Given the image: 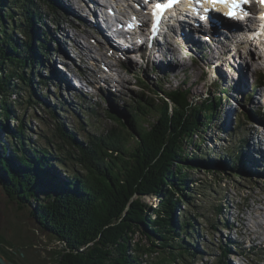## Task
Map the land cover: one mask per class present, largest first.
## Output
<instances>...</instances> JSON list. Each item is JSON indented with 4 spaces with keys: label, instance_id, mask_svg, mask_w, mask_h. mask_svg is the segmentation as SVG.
<instances>
[{
    "label": "trees",
    "instance_id": "trees-1",
    "mask_svg": "<svg viewBox=\"0 0 264 264\" xmlns=\"http://www.w3.org/2000/svg\"><path fill=\"white\" fill-rule=\"evenodd\" d=\"M49 8L57 12L62 7L55 0H0V135L8 140L0 138V185L18 210L29 208L40 230L62 244L58 264H144V257L153 253L162 255L156 264L193 261L196 252L185 241L192 239L198 216L193 170L200 164L226 170L204 149L197 153L201 144L196 145L195 137H202L222 104L234 97L220 83L214 96L200 103L192 100L190 88L157 85L152 90L155 96L141 93L138 104L131 102L130 112L107 110L113 124L99 136L89 133L86 144L59 118L64 110L55 107L48 124L55 140L32 143L28 133L33 130L16 105H23L20 100H26L29 89L42 105L37 88L50 95L53 83L40 70L50 75L60 72L56 64L53 70L47 68L43 59L54 53L48 43L57 42L49 31L53 23ZM139 82L143 90H151ZM27 103L26 109L37 110L30 99ZM154 116L157 121L151 123ZM244 118L260 121L251 110ZM241 120L239 114L236 121ZM189 145L197 148L190 150ZM232 157L241 163L242 158L233 153ZM60 167L72 176L59 179ZM145 198L159 203L151 206ZM182 202L188 211L181 209ZM177 213L185 214L183 237ZM138 234L151 246L137 241ZM0 242L5 243L3 237ZM230 252L229 247L223 249L222 264Z\"/></svg>",
    "mask_w": 264,
    "mask_h": 264
},
{
    "label": "rangeland",
    "instance_id": "rangeland-1",
    "mask_svg": "<svg viewBox=\"0 0 264 264\" xmlns=\"http://www.w3.org/2000/svg\"><path fill=\"white\" fill-rule=\"evenodd\" d=\"M67 1L55 0L58 7L64 8L58 9L57 12L51 8L47 11L53 22L49 23L51 29L49 31L57 39V42L47 43L52 51L58 55L56 56L57 59H51L48 56L43 59L46 67L50 70H53L55 63L60 74L53 73L50 75L45 70H39L43 77L51 78V81L48 82L54 83L53 85L50 84L48 88L51 94L48 95L45 88H43L44 90L37 88L36 94L44 101L42 105H37V98L32 96V91L29 89L26 100H20L23 105H16V109L19 110L18 114L25 117L26 125L33 130L28 133L31 142L43 144L47 142L46 138L55 140L48 125L53 119L51 114L55 107L64 110V112L58 113L59 118L66 121L68 127L75 129L78 135L77 139L86 144L85 140L89 133L99 136L113 124L106 117V110H114L120 114L124 109L130 112L131 102L134 101L138 104L141 93H144L146 97H154L152 90H155L157 85L168 89L190 88L193 95L192 100L200 103L205 98L214 96L216 90L219 89L216 85L220 83V88L229 90L234 98L222 104L216 119L212 121L200 139L198 136L195 139L196 145L201 144L197 153L200 154L201 149H204L209 158L220 161L226 170L224 171L219 167L214 168L210 164H200L199 170H193V179L196 182L191 187L192 195L195 196L198 216L195 218L192 239L185 241L196 252L195 259L193 261L181 260L171 264H222V251L228 247L231 252L224 261L225 264H264V242H261L260 239L264 238V81L262 79V67L259 63V61L264 60V55H260L259 61L251 62V70L249 69L243 74L240 71V66L244 65L232 62L228 57V52H226L233 50L231 47L235 46L232 35H225L219 41L211 40V43L214 41L216 45L211 46L208 50L205 49L206 53L196 49L201 48L200 44H204V41L192 47L191 43L177 39L179 42L177 44L180 47V52L177 54H181L183 57L181 68L175 67L179 60L176 56L168 54L165 47L155 57H151L147 50H143L141 54L144 55L143 61L135 62L133 67L126 64L119 70L111 69L116 73L113 74L114 78L103 77L107 89L110 87L109 93L106 91V87L96 89L90 86V81L93 79L89 77H93V74L94 77L102 75L103 69L101 67L99 69L101 57L95 54L92 38L87 39L83 33L86 32L84 22L68 13ZM69 3L72 4L70 0ZM98 28L100 30V26L93 27L95 31ZM170 48L173 49L172 45ZM238 49L241 50L239 52L241 55L243 51H247L242 45ZM82 51L85 54L84 57L81 53L79 54ZM221 53L222 56H220ZM191 55L196 56L199 61L194 69L191 67L189 71H186L184 59L186 60ZM216 55L218 60L213 58ZM160 56L163 58V62L159 61ZM223 57H225V66L220 69L216 64L218 62L220 66ZM65 65H67V69L71 70L68 74L62 70L65 69ZM211 66L213 67L212 72L207 76L208 73L206 74L204 70L211 68ZM125 68H127V72ZM94 69H99V71H93ZM75 73H80L82 76L86 75L87 81L79 75L77 77L80 79L77 78L71 82L67 80V76H76ZM220 74L222 76L219 78ZM239 77L243 80L247 78L248 88L241 89ZM59 78L64 81V84L55 83L60 82L57 80ZM108 79L111 80L112 86L106 82ZM140 79L151 90L147 88L143 90L139 82ZM74 82L78 86H81L82 83L83 90L74 87L72 84ZM96 83V81H92V84L95 85ZM69 85H72L73 88ZM251 93H254L253 97ZM13 98L16 99V97ZM29 99L33 105H37V110L26 109ZM18 100L17 98L16 101ZM254 109L262 111L263 114L260 112L256 114ZM229 110L231 113L228 120L233 126L225 124L226 114ZM250 110L260 121L251 123L243 121L245 120L244 114ZM239 114H242V120L236 121ZM156 121L157 117L155 120H150L151 123ZM149 124H146V127H149ZM12 125L15 127V122H12ZM0 138L4 142L8 141L5 134H1ZM0 146L2 145L0 144ZM188 147L190 150L197 148L193 145ZM232 153L233 156L240 157V160L242 158L241 163L232 157ZM209 158L203 161L207 163ZM247 159L249 160L247 161ZM57 169L60 173L59 179H67L72 176L67 169ZM63 170L65 172H62ZM222 172L229 175L225 174L221 177ZM144 201L151 206L159 203L156 198H145ZM181 209L188 211L189 206L182 202ZM258 209H260L259 212ZM184 215L178 213L176 215L179 219L180 234L184 230ZM226 223L230 228L225 227ZM0 237L5 240V243L0 242V255L12 264H58L60 261L59 253L63 249L62 244L40 230L33 217L30 216L29 208L23 211L18 210L17 202L8 198L1 185ZM181 237H183L182 234ZM136 240L146 247L151 246V243L142 234H138ZM157 251L160 252L162 249H157ZM9 252L10 256L8 257ZM189 256L194 257L192 253ZM161 257L162 255L158 253L147 255L144 257V264L146 262L156 264Z\"/></svg>",
    "mask_w": 264,
    "mask_h": 264
},
{
    "label": "bare ground",
    "instance_id": "bare-ground-1",
    "mask_svg": "<svg viewBox=\"0 0 264 264\" xmlns=\"http://www.w3.org/2000/svg\"><path fill=\"white\" fill-rule=\"evenodd\" d=\"M71 1V0H70ZM68 2H69V0H68ZM92 2H95L94 0H92ZM192 2H195V1H193L192 0ZM260 2V1H259ZM256 3V4H258V6H260V4H261V2L260 3ZM197 4V3H196ZM70 5L72 6V8L75 10V11H77V9L75 8V5H76V7H83V9H88V11L86 10V11H84V13H87V12H89V16H93L94 15V11L93 10H91V9H89V7H87V5H84V3H82V1L81 0H75V1H73L72 2V4L70 3ZM61 6V5H60ZM201 6V5H200ZM62 7V6H61ZM202 7V6H201ZM63 9V8H62ZM185 9H186V7H182V10H181V12H179V15L181 16L180 18L182 19V21H183V18H184V15H183V13H184V11H185ZM262 12V10L260 11L259 10V12H258V14H260ZM84 19H86L87 20V17H85L84 16ZM256 19L258 20L259 18H257L256 17ZM95 21H96V19H94ZM91 22V21H90ZM98 23L96 22V25H97ZM98 26H100V30H99V28H98V30H96L97 31V33H103V31H104V28L101 26V24H98ZM102 30V31H101ZM186 30L188 31V34L190 35V39L191 40H200V41H202L201 40V38L200 37H202V35H204V33H203V29H202V26L200 27V28H186ZM85 35H86V37H87V39L88 38H90L89 37V35L86 33V32H83ZM229 35H232V37H233V39H234V41L237 39V37H238V32H227ZM239 33H242V32H239ZM218 34V35H217ZM212 35V38H211V40H213V39H216V40H221V37L222 38H224L225 37V34L224 35H221V31L220 32H217L216 34H214V36H213V34H211ZM213 37H216V38H213ZM185 38L186 39H189L187 36H185ZM215 40V41H216ZM192 44H194L195 45V41H190ZM156 43H158V42H156ZM155 42H154V44H156ZM164 43V42H163ZM207 42L206 41H204V44H206ZM212 43H214V44H212V46H215L216 45V42H212ZM236 43V42H235ZM191 45V44H190ZM240 45H242L241 44V42H239L238 44H236V46L234 47V46H232L231 48L233 49V50H229V51H226V52H228V57L231 59V61L232 62H235V63H237L238 62V64H242V65H244V66H240V71L244 74L245 72H247L249 69L251 70V66H250V63L251 62H253L254 61V58L257 56V58H258V53L254 50V52L253 51H251L252 52V54L250 55V54H248L247 55V53H245L244 51L242 52V55H241V53H239V52H241V50L240 49H238V48H240ZM72 46V45H71ZM220 46V45H219ZM73 47V46H72ZM83 47V46H82ZM165 47V51L166 52H168V54H170V55H172V56H176L177 58H178V60H179V62L177 63V64H175V67L176 68H181V64L183 65V57H181L182 55L181 54H177L173 49L171 50V48H170V46H169V42L168 43H166V45L165 46H163L162 48H164ZM167 47H168V49H167ZM194 47V46H193ZM210 48V47H209ZM213 48V47H212ZM91 50V49H90ZM243 50H245V49H243ZM99 51H101L102 52V50H99ZM157 52V54L159 55V53H160V51L159 50H156ZM214 51V50H213ZM82 54L83 55V57H84V53H83V51L82 52H79V54ZM102 54L105 56V53L104 52H102ZM202 54V53H201ZM58 54H56V53H52V57H53V59L54 58H56L57 59V56ZM163 56H164V54H162ZM213 55V54H212ZM223 54L221 53L220 54V56H222ZM219 56V55H218ZM242 56V57H241ZM80 57V56H79ZM196 57V56H195ZM191 59L193 58V56L191 55V57H190ZM213 58H217L216 60H218L219 58L217 57V55L216 56H214ZM159 59V61L160 62H163V58H161V56L158 58ZM223 59V61H222V64L219 66V63L217 62V67L218 68H220L221 69V67H223V66H225L224 64H225V57H223L222 58ZM181 60H182V62H181ZM215 60V61H216ZM226 61H227V59H226ZM135 62L137 63V60H134V62H132L131 63V66L133 67V66H135ZM55 64V63H54ZM112 65V64H111ZM66 66L67 65H65L64 66V68L65 69H62V70H64V72L66 73V74H68V72L69 71H71L70 69L69 70H67V68H66ZM122 67H124V66H122V65H120L119 66V68H122ZM203 69V68H202ZM207 69H210V68H206V70ZM220 69H218V70H220ZM112 70H114L113 69V66H112ZM204 70V69H203ZM206 70H204L205 71V73H206ZM99 71V70H98ZM226 71V70H225ZM250 72V71H249ZM59 74H60V72H59ZM76 74V73H75ZM91 74V73H90ZM242 74V76H244ZM80 76L83 80H85V81H87L86 80V78L85 77H83L80 73L79 74H76V76H74L73 75V77H69V76H67V80H69L70 82L72 81V80H74V79H77L78 77L77 76ZM93 76V75H92ZM207 76H209L208 74H207ZM222 75L220 74V76H219V78L221 77ZM80 77L78 78V79H80ZM225 77V76H224ZM226 78V77H225ZM58 81H60V82H55L56 84H64V81L61 79V78H59V79H57ZM215 80V79H214ZM239 81L241 82V89L243 90V89H245V88H248V82H247V78H246V80L244 79H242V78H240L239 77ZM106 82H108L110 85H111V80L110 79H108V80H106ZM114 82V81H113ZM81 83V82H80ZM79 83V84H80ZM90 83H91V81H90ZM54 84V83H53ZM73 84V86L74 87H79V88H83V87H81L82 86V83H81V86H78L77 85V83H72ZM106 85V84H105ZM215 85V84H214ZM58 86V85H57ZM108 86V85H107ZM89 87V86H88ZM73 88V87H72ZM71 90V89H70ZM103 101V100H102ZM107 111V110H106ZM255 111H259V110H255L254 109V112ZM102 112V111H101ZM260 112V111H259ZM230 113H231V110H229V112H227V114H226V117H227V120L225 121V124H227V126H230L231 125V122L228 120V116L230 117ZM256 113V112H255ZM261 114H263L262 113V111L260 112ZM248 121V120H247ZM238 124V123H237ZM83 125V124H82ZM231 126H233V125H231ZM262 134V133H261ZM237 135V134H236ZM232 143V142H231ZM236 147V146H235ZM230 154V153H229ZM249 159H247V161H248ZM263 164V163H262ZM247 168V167H246ZM62 169H65V168H63V167H61V170ZM62 172H65L64 170L62 171ZM260 202V201H259ZM256 210V209H255ZM258 212L260 211V209H258L257 210ZM262 214V213H261ZM261 217V216H260ZM238 221V220H237ZM240 222V221H239ZM244 226V225H243ZM251 233V232H250ZM261 233V232H260ZM261 237V236H260ZM259 237V238H260ZM256 238V237H255ZM254 238V239H255ZM261 239V242H264V238H260ZM264 244V243H263ZM220 246V245H219ZM259 249V248H258ZM264 251V250H263ZM249 254V253H248Z\"/></svg>",
    "mask_w": 264,
    "mask_h": 264
},
{
    "label": "snow or ice",
    "instance_id": "snow-or-ice-1",
    "mask_svg": "<svg viewBox=\"0 0 264 264\" xmlns=\"http://www.w3.org/2000/svg\"><path fill=\"white\" fill-rule=\"evenodd\" d=\"M206 2L211 4H224L229 5L231 7V11L229 12L230 16H235L236 9L240 7V4L237 2V0H206ZM245 3H247V0H244ZM261 3H264V0H260ZM171 7V3L168 4H156L154 15L156 16L157 20L161 17L162 13L168 8ZM207 11V9H206Z\"/></svg>",
    "mask_w": 264,
    "mask_h": 264
},
{
    "label": "water",
    "instance_id": "water-1",
    "mask_svg": "<svg viewBox=\"0 0 264 264\" xmlns=\"http://www.w3.org/2000/svg\"><path fill=\"white\" fill-rule=\"evenodd\" d=\"M115 112V111H114ZM64 179V178H63ZM33 220L35 221V223L37 225H39V221L36 217H33ZM0 264H12L11 262L7 261L6 259H4L1 255H0Z\"/></svg>",
    "mask_w": 264,
    "mask_h": 264
},
{
    "label": "clouds",
    "instance_id": "clouds-1",
    "mask_svg": "<svg viewBox=\"0 0 264 264\" xmlns=\"http://www.w3.org/2000/svg\"><path fill=\"white\" fill-rule=\"evenodd\" d=\"M60 169H61V167H60Z\"/></svg>",
    "mask_w": 264,
    "mask_h": 264
}]
</instances>
